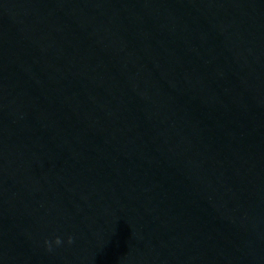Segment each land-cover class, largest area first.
Returning <instances> with one entry per match:
<instances>
[{"label":"water","instance_id":"1","mask_svg":"<svg viewBox=\"0 0 264 264\" xmlns=\"http://www.w3.org/2000/svg\"><path fill=\"white\" fill-rule=\"evenodd\" d=\"M0 264H264V0H0Z\"/></svg>","mask_w":264,"mask_h":264}]
</instances>
